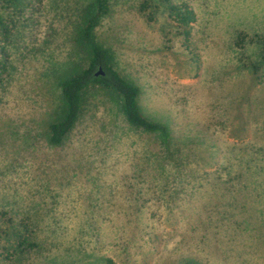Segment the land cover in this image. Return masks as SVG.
Returning a JSON list of instances; mask_svg holds the SVG:
<instances>
[{
  "label": "rangeland",
  "instance_id": "rangeland-1",
  "mask_svg": "<svg viewBox=\"0 0 264 264\" xmlns=\"http://www.w3.org/2000/svg\"><path fill=\"white\" fill-rule=\"evenodd\" d=\"M90 1L0 2V264H264V0H170L195 11L197 64L164 0H109L95 40L169 146L98 85L52 145Z\"/></svg>",
  "mask_w": 264,
  "mask_h": 264
},
{
  "label": "trees",
  "instance_id": "trees-1",
  "mask_svg": "<svg viewBox=\"0 0 264 264\" xmlns=\"http://www.w3.org/2000/svg\"><path fill=\"white\" fill-rule=\"evenodd\" d=\"M168 14L173 19L181 46L190 56L191 62L197 64L201 57L192 37L193 23L196 14L192 6L186 2L173 3L164 0ZM4 4L18 6L23 0H0ZM109 10V0H91L80 14V23L74 35L75 46L82 54L84 64H75L71 70L59 78L61 91V106L47 121V140L52 145H59L75 126L83 107L85 94L91 86H101L110 89L121 97V108L126 120L133 126L156 133L162 142L169 146L170 132L168 127L160 122L148 118L140 109L138 103L139 86L115 69L111 63L108 50L95 40V27L101 17ZM5 19L0 11V34L7 36L8 30ZM199 66V65H198ZM101 67L103 74H95ZM27 229L28 225L24 224ZM16 229V233H17ZM19 235V234H18ZM20 236V235H19ZM19 247L35 246L30 235L19 237ZM23 249L27 248H22ZM104 264H116L112 258H105ZM187 264H200L189 261Z\"/></svg>",
  "mask_w": 264,
  "mask_h": 264
},
{
  "label": "water",
  "instance_id": "water-1",
  "mask_svg": "<svg viewBox=\"0 0 264 264\" xmlns=\"http://www.w3.org/2000/svg\"><path fill=\"white\" fill-rule=\"evenodd\" d=\"M103 73H104V72H103V70H102L101 67H99L98 70L95 72L96 75H97V74H103Z\"/></svg>",
  "mask_w": 264,
  "mask_h": 264
}]
</instances>
